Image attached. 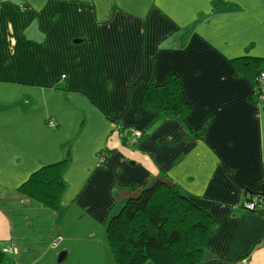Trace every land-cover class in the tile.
<instances>
[{
	"label": "crops",
	"instance_id": "crops-1",
	"mask_svg": "<svg viewBox=\"0 0 264 264\" xmlns=\"http://www.w3.org/2000/svg\"><path fill=\"white\" fill-rule=\"evenodd\" d=\"M239 59L264 60V0H0L6 264H113L109 220L159 180L216 223L200 264H264V203L243 207L264 202V106ZM171 75L184 120L141 104ZM67 149L59 211L17 191Z\"/></svg>",
	"mask_w": 264,
	"mask_h": 264
},
{
	"label": "trees",
	"instance_id": "trees-1",
	"mask_svg": "<svg viewBox=\"0 0 264 264\" xmlns=\"http://www.w3.org/2000/svg\"><path fill=\"white\" fill-rule=\"evenodd\" d=\"M235 67L240 77L256 81L264 71L262 59H239ZM144 109L168 119H186L191 106L182 91L181 80L171 75L162 85L149 84L142 97ZM50 126V122H49ZM55 123L53 122L54 127ZM105 162L109 152L104 151ZM71 161L65 158L43 166L24 182L18 192L53 211L60 210L66 191L63 174ZM216 223L208 212L195 205L175 185L157 181L129 198L106 227V239L113 264H200L206 257V243L215 233ZM9 255L0 250V264Z\"/></svg>",
	"mask_w": 264,
	"mask_h": 264
},
{
	"label": "built area",
	"instance_id": "built-area-1",
	"mask_svg": "<svg viewBox=\"0 0 264 264\" xmlns=\"http://www.w3.org/2000/svg\"><path fill=\"white\" fill-rule=\"evenodd\" d=\"M63 78H65L63 76ZM255 95L258 99V104L259 105H263L264 106V71L260 72L256 81H255ZM50 126H53V122H50ZM142 136V132L140 130H136L134 131L133 134V140L132 142H136L139 138H141ZM104 159L102 158L101 161H103ZM263 197L261 196H256L254 197L252 200L247 201L243 207L246 211L249 212H258L261 210V207L263 205ZM3 252L7 255H12L14 254V250H3Z\"/></svg>",
	"mask_w": 264,
	"mask_h": 264
},
{
	"label": "rangeland",
	"instance_id": "rangeland-1",
	"mask_svg": "<svg viewBox=\"0 0 264 264\" xmlns=\"http://www.w3.org/2000/svg\"><path fill=\"white\" fill-rule=\"evenodd\" d=\"M108 249H109V248H108V245H107V239H106V246H103V247H102V251H106V250H107L106 252L108 253L109 258H111V257H110V252H109ZM102 260H103V259H102ZM5 264H6V262H5ZM8 264H10L9 261H8ZM110 264H111V263H110Z\"/></svg>",
	"mask_w": 264,
	"mask_h": 264
}]
</instances>
